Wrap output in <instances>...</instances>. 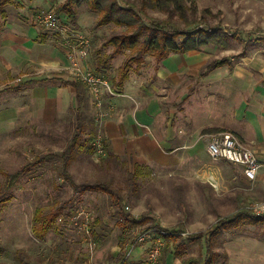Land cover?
<instances>
[{
    "label": "rangeland",
    "instance_id": "374dc122",
    "mask_svg": "<svg viewBox=\"0 0 264 264\" xmlns=\"http://www.w3.org/2000/svg\"><path fill=\"white\" fill-rule=\"evenodd\" d=\"M45 1L47 3L37 8L24 11L20 8L25 5V0H10L7 14L29 13L36 25L40 11H56L66 0ZM184 2L191 18L194 3L197 9L194 17L200 19L204 15L207 21L190 29H219L220 35L225 34L221 44L212 43L201 48L210 59L236 56L243 51L248 54L264 51V0ZM73 6L77 23L74 24L66 12L58 14L56 11L60 17L59 27L40 26L39 29L53 35L67 49V39L75 43L77 34L86 35L91 44L89 65L96 69L99 58L115 50V44L108 40L127 31L124 26L114 23L99 24L102 13L92 7L90 0H82ZM164 9L154 6L146 11L151 17L166 19L168 12ZM142 17L149 23L148 18ZM142 41L143 37L139 39L138 50L124 47L108 58L100 74L116 83L123 74L128 77L137 73L142 79L155 77L162 59L152 50L139 52ZM170 99L173 123L177 124L178 97ZM84 101L80 112L86 116L82 118L83 129L76 145H72L78 125L75 109L55 125L36 122L0 131V190H4L9 174L25 169L11 192L13 199L0 203V264H117L124 249V233L136 226L138 229L152 226L174 232L175 235L167 238L166 247L171 258L179 264H203L208 257L212 264H264V218L251 219L243 215L232 220L239 209L263 199L257 183L238 184L229 179L234 172L230 166L234 164L224 159L216 161L218 172L215 173L222 183L214 188L209 182L202 187L198 177L192 180L178 177L182 173L195 177L198 169L194 170L193 166H187L186 170L177 165H145L133 158L109 156L105 143L106 154L98 155L94 146L97 134L93 120L95 105L90 108ZM168 104L165 103V109ZM65 151L70 158L67 172L71 179L65 176L66 159L62 156ZM40 159L42 161L37 162ZM96 182L114 189L122 197L121 207L125 211L138 219L148 217V220L140 225H130L109 193L75 186ZM229 195L234 196L230 198ZM225 206L228 210L222 211ZM37 209L42 210L45 218L53 220L51 229L42 238L34 233ZM83 210L92 216L89 232L81 225L85 215L74 219ZM213 223L219 225V230L208 238L209 233L204 230ZM180 232L189 235L182 236ZM227 252L235 254L228 259ZM167 258L163 255L162 264H166Z\"/></svg>",
    "mask_w": 264,
    "mask_h": 264
},
{
    "label": "crops",
    "instance_id": "0c3cea01",
    "mask_svg": "<svg viewBox=\"0 0 264 264\" xmlns=\"http://www.w3.org/2000/svg\"><path fill=\"white\" fill-rule=\"evenodd\" d=\"M9 2L0 8V131L36 122L55 125L67 118L71 109L77 112L78 124H83L86 113L83 115L80 108L86 100L90 108L95 105L96 136L103 137L116 157L133 158L145 165H177L186 170L193 166L198 169L195 177L187 173L178 177H198L202 182L199 184L206 187L208 177L214 175L221 184L215 173L218 164L210 161L206 141L211 134L227 131L264 163V51H243L214 59L201 49L170 53L159 62L152 79L134 73L123 81L113 80L112 86L120 94L104 92L103 116H99L89 88L67 69V48L34 25L29 13L7 14ZM24 3L20 9L27 11L47 2ZM223 58L226 62L208 69L212 61ZM170 97H178L177 124L173 123ZM165 103H169L167 109ZM230 167L234 172L229 179L238 184L252 183L239 165ZM254 183L264 196V167ZM227 254L231 259L235 252ZM169 256L166 264H179Z\"/></svg>",
    "mask_w": 264,
    "mask_h": 264
},
{
    "label": "trees",
    "instance_id": "16d2710c",
    "mask_svg": "<svg viewBox=\"0 0 264 264\" xmlns=\"http://www.w3.org/2000/svg\"><path fill=\"white\" fill-rule=\"evenodd\" d=\"M9 0H0V8ZM82 0H66L64 3L60 4L56 11L58 14L66 12L72 22L77 23V15L74 11L73 4H77ZM92 7L95 10H100L102 13L101 18L99 20V24H110L114 23L119 26H124L126 33H123L118 36H113L108 40L109 43L115 44V50L113 53L108 54L98 60V66L96 68V72L101 73V69L106 63L108 58H112L116 53L120 52V50L124 47H128L130 49L137 48L139 39L143 37V41L139 47V52L144 50H152L153 54L160 59L166 58L170 53H178V52H186L199 50L202 47L209 44H221V38L225 34H219V29H190L193 25L203 22L206 23L205 16H201V18H196L195 12L196 7L195 4L192 3V14L188 13V8L185 5L184 0H90ZM161 6L163 10L164 7L168 12V16L166 19H159L155 17H151L148 15L146 9L148 7ZM4 13V12H3ZM144 17L149 19V23H146ZM204 17V18H203ZM176 19V20H175ZM183 26V27H182ZM167 27H174L173 29H169ZM180 37V38H179ZM179 38V39H177ZM138 50V48H137ZM227 59L223 58L220 60H214L208 65V69L212 67L222 64L226 62ZM128 64V63H126ZM126 74L121 76L119 81H123L126 79ZM81 82V81H78ZM81 101V99H80ZM83 129V124L79 123L77 126L76 133L72 138V145L78 144L81 131ZM97 137V136H96ZM95 137V138H96ZM107 148V147H105ZM109 151V149H108ZM66 151L62 156H65V164L64 171L65 176L68 179H71V175L68 170L69 160L70 158L66 156ZM109 156H114L109 151ZM44 157V159H46ZM43 159V160H44ZM40 159L37 162H41ZM24 167L17 170L14 173L8 175V180L6 181L4 190H0V203L7 202L13 199L12 190L17 186L18 182L21 179V176L24 172ZM77 188L90 189L95 188L98 190L105 191L109 193L114 199L115 204L119 207L122 205V197L105 183L96 182L94 184H83L76 185ZM121 214L123 219L130 225H140L143 224L148 217L137 218L125 211L124 207H121ZM36 214V224L34 226V233L38 238H42L46 232H48L52 227V219L45 218L42 210L37 209ZM249 212L245 207L238 210L233 221L239 217L245 215L248 218H264V215H255ZM237 216V217H236ZM231 220V219H229ZM219 226V225H218ZM216 226V223L206 230L205 232L209 233L208 238H211L213 234H215L219 229ZM152 227V226H150ZM210 240V239H209ZM168 248L166 247L165 250ZM211 248L208 245V253H210ZM212 259L208 257L203 264H212Z\"/></svg>",
    "mask_w": 264,
    "mask_h": 264
},
{
    "label": "built area",
    "instance_id": "2783aa9c",
    "mask_svg": "<svg viewBox=\"0 0 264 264\" xmlns=\"http://www.w3.org/2000/svg\"><path fill=\"white\" fill-rule=\"evenodd\" d=\"M35 23L47 29H56L59 27L60 17L56 11L42 10L36 16ZM67 40V54L70 62L67 69L76 80L81 81L89 88L97 101L98 115L103 116L101 98L104 92L106 91L112 95L120 93L113 88L108 78L96 72L89 65L88 59L91 44L86 35L77 34L75 43H71L69 39ZM18 80L20 81L21 79ZM94 146L98 155L103 156L106 154L101 135H97L95 138ZM206 148L213 160L224 159L229 163L239 165L245 178L252 183L257 180L260 171L264 167V163L258 155L231 132L220 131L211 134ZM208 182L214 188L219 187L218 180L214 175L208 177ZM245 208L255 215H264V199L253 201ZM126 209L128 210L129 207H126ZM84 215L86 219L82 221L81 225L89 232L91 230L92 216L88 211L79 212L74 219L77 220L78 216ZM179 234L182 236L189 235L188 232H180ZM173 235H175L174 232L159 227L138 229L136 226L128 229L124 233V249L117 264H162L167 238Z\"/></svg>",
    "mask_w": 264,
    "mask_h": 264
}]
</instances>
